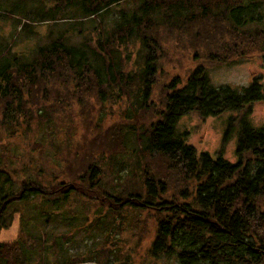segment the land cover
Listing matches in <instances>:
<instances>
[{
  "label": "trees",
  "instance_id": "obj_1",
  "mask_svg": "<svg viewBox=\"0 0 264 264\" xmlns=\"http://www.w3.org/2000/svg\"><path fill=\"white\" fill-rule=\"evenodd\" d=\"M124 1L13 0L5 11L17 16L20 30L28 27L26 21L55 23L68 11V20L79 27L38 44L30 58L0 52V229L27 208L63 213L80 204L86 213L85 206L93 203L109 206L113 214L133 208L155 218L152 257H173L178 264H264V125L255 127L247 119L251 104L264 99L262 85L254 80L239 90L215 87L197 65L183 80L169 79L158 105L150 99L161 57L156 33L166 29L162 24L201 43L208 61L228 62L230 54L209 52L210 41H225V35L250 38L242 28L259 22L257 0H129L133 10L106 16ZM103 17L114 21L111 28L98 36L90 30L89 37L84 34L82 19L91 25ZM73 36L83 39L68 43ZM130 38L142 48L138 67L128 71L121 53ZM239 43L228 45L229 50L241 51ZM119 97L126 102L127 123L100 129L103 104ZM150 111L147 125L127 116ZM230 111L239 113L234 162L222 157V148L214 157L198 152L187 144L186 133L176 130L181 116ZM90 117L97 121L87 130L95 133L81 141L78 128L83 131ZM70 132L69 144H56L57 137ZM130 135L138 144L137 160L125 172L135 175V185L126 192H103L99 166L107 161L116 167L115 151L126 148ZM83 144L106 149L107 157L84 155L78 150ZM53 148L57 151L50 158L46 153ZM33 150L41 154L39 163L30 155ZM36 240V234L21 229L12 241L0 242V264H28L30 255L54 253L46 239L42 244Z\"/></svg>",
  "mask_w": 264,
  "mask_h": 264
},
{
  "label": "rangeland",
  "instance_id": "obj_2",
  "mask_svg": "<svg viewBox=\"0 0 264 264\" xmlns=\"http://www.w3.org/2000/svg\"><path fill=\"white\" fill-rule=\"evenodd\" d=\"M12 2L13 0H5L0 6V52L9 51L11 55L16 54L25 59L30 58L38 44H45L58 36L60 32L68 33L70 29L79 27L77 23L68 20L71 13L68 11L65 17L61 16V19L55 23L35 22L29 24L26 21L28 27L24 26L20 30L15 19L17 16L9 17L5 14ZM257 5L259 22L246 23L242 28L250 35V38H237L235 40V38L225 35L223 39L225 41H210L209 52L218 53L220 57L227 58L228 54L233 56L231 60L227 59L230 61L224 63L208 61L203 56L205 49L201 43L188 41V34L184 36L181 30L162 24L163 28L166 29L156 33L160 42L161 57L150 99L158 105L169 79L177 76L183 80L197 65H201L207 70L209 80L215 87L229 86L239 90L257 80L264 89V0H257ZM121 8L125 10L134 9L127 0L112 7L111 13L106 16H111L113 13L116 17V10ZM105 17L99 23V18H95L97 21L91 25L87 19H82L80 23H83L84 34L89 37L91 35L90 30L93 35L97 34L98 36L104 29L111 28L114 21ZM82 39V36H73L67 42L73 44L82 41ZM236 41L238 43L240 41L238 48L244 51L243 55L239 54L241 52L239 49L236 52L237 47L229 50L228 45L233 46V42ZM141 48L136 38H130L124 46L121 57L128 71L138 67L136 61L141 53ZM138 60L140 61V58ZM125 107L124 97H119L116 101L106 102L102 106L103 117L100 120L97 121L96 117H90L87 124L83 125L79 119L84 134H82V129L78 128L76 136L82 138L81 141L90 139L95 131L91 132L87 128H91L95 121L101 124L100 129L113 124L127 123V121L125 122ZM127 116L133 117V122L136 124L145 122V125L153 117L152 111L138 112L136 117L131 113ZM238 116L239 113L234 111L208 117H200L195 113H190L178 119L176 130L179 133L185 132L187 144L193 146L198 152H207L214 157V153L222 148V157L234 162L236 160L235 149L239 127ZM247 119L255 127L264 125V99L251 104ZM67 125L71 126L72 123L67 121ZM228 126L231 133L225 139L223 137ZM70 134L71 132L62 133L56 138V144L59 145V141L62 140L69 144ZM1 135L3 134L0 133ZM137 148L136 140L130 135L127 137L126 148L120 152H117L119 150L115 151L114 159L118 163L116 167L108 165L107 161L100 164L101 173L103 172L101 181L105 187L103 192H126L133 188L135 175L134 178L133 175L130 178L131 174L128 175L130 170L125 172V169L137 160L135 154ZM78 150L84 155L89 152V156L97 157L104 154L105 158L107 157L106 149H89L88 144L81 145ZM56 151L57 148L50 149L46 155L52 158ZM72 151L74 152V149ZM30 155L34 157L36 163H39L41 157L39 152L33 150ZM42 157L45 156L42 155ZM140 162L142 163L143 159L139 161V165ZM17 167L20 169L19 165ZM18 176L20 175L18 174ZM175 188L177 186L171 190ZM79 203L80 201H77V204ZM108 207H97L96 204L90 203L85 206L86 213L80 204L72 209L64 208L66 210L63 213L55 210L39 213L27 208L23 213L25 218L19 215L14 216L7 228L0 229V242L12 241L21 229L36 234L38 244H42L46 239V246L48 249H53L54 253H48L43 258L37 254L30 255L28 264H63L68 259H79L76 264H105V262L106 264H178L173 257L156 258L150 255L149 249L155 224V218L150 213L127 208L117 210L118 213L113 214L108 211ZM61 222L66 224H61ZM57 233L60 234L55 236ZM53 236L55 237L52 242Z\"/></svg>",
  "mask_w": 264,
  "mask_h": 264
}]
</instances>
